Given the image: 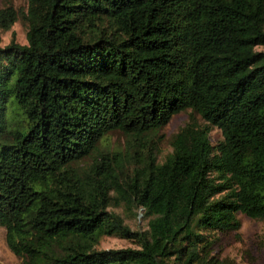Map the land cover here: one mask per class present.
Here are the masks:
<instances>
[{"label":"trees","instance_id":"trees-1","mask_svg":"<svg viewBox=\"0 0 264 264\" xmlns=\"http://www.w3.org/2000/svg\"><path fill=\"white\" fill-rule=\"evenodd\" d=\"M18 17L26 42L0 45V226L18 264H231L208 232L264 219V0H26L0 6V30ZM186 108L204 122L159 160L151 134ZM113 130L121 146H102ZM103 234L136 246L96 249Z\"/></svg>","mask_w":264,"mask_h":264},{"label":"rangeland","instance_id":"rangeland-1","mask_svg":"<svg viewBox=\"0 0 264 264\" xmlns=\"http://www.w3.org/2000/svg\"><path fill=\"white\" fill-rule=\"evenodd\" d=\"M6 3H10L18 11H23L26 7V0H0V6ZM25 29V23L18 17L9 28L0 30V45L6 44L11 36L15 42L25 43ZM255 48L264 50L262 45H257ZM11 113L12 111L9 112V114ZM190 119L199 124L204 122L197 113L186 108L173 113L162 127L151 134L152 140H157V158L159 160L170 150V135ZM208 137L210 142H217L221 138L220 130L211 125L208 130ZM122 140V134L113 130L105 134L101 145L120 147ZM107 210L118 213L123 222L131 229L146 227V219L141 216V209L139 208L131 207L129 209L123 204H118L108 205ZM236 215L240 221L236 230H210L208 232L212 239L211 253L218 258L227 259L231 264H264V219L252 218L241 212H237ZM4 233V227L0 226V262L18 264L20 258L7 247ZM125 246L135 247L136 243L131 239L114 234H103L94 244L96 249Z\"/></svg>","mask_w":264,"mask_h":264}]
</instances>
